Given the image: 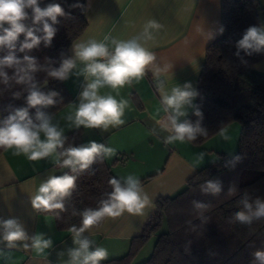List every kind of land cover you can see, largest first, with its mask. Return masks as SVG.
<instances>
[{
  "label": "clouds",
  "instance_id": "9594fccd",
  "mask_svg": "<svg viewBox=\"0 0 264 264\" xmlns=\"http://www.w3.org/2000/svg\"><path fill=\"white\" fill-rule=\"evenodd\" d=\"M70 7L82 9L85 6L76 3ZM70 15L61 4L55 2L42 7L41 0H0V53H4L0 56V85L4 86L0 93L13 83L20 85L21 91L13 92L12 96L14 99L24 96L26 105H9L6 109L7 116L0 120V149L11 150L14 156L24 155L29 161L53 157L58 167L69 169L63 175L48 176L30 198L34 209L59 210L56 212L57 218L60 212L66 210L65 200L76 189L78 174L89 170L94 163H102L104 159L114 156L116 149L94 140L65 147L67 137L64 128L54 121L52 113L44 110L58 103L60 93L42 90L37 73L46 71L47 78L59 81H66L73 75L83 76L78 103H70L71 110L63 117L69 128L83 127L107 132L110 127L124 124L125 110L130 105L123 97L117 99L118 90L133 81L140 82L151 72L159 93L160 110L164 114L157 121L159 130L167 133L163 142H192L198 136L208 134L201 124L203 114L193 103L199 92L191 82L169 88V81L174 76L173 73L169 75L172 66L156 63V53L146 47L148 41L154 40V33L163 28L155 19L146 21L142 31L127 40L110 35H105L102 41L94 38L82 40L72 43V56L62 54L59 66H53L51 62L47 67L41 65L38 58L29 53L41 44L50 47L61 18ZM219 31L222 34L224 29L221 27ZM235 49L234 55L245 65L247 61L244 56L264 54V24L249 26L242 38L235 42ZM47 82L48 79L42 81L45 85ZM105 87L115 91L116 96L101 94L100 90ZM30 109H35L34 115ZM188 109H193L194 115L199 118L195 123L185 118ZM152 133L158 135L156 129ZM221 135L225 141L230 139L226 132H221ZM205 155L204 152L198 153L197 162H203ZM242 159L240 155L232 156L226 166L234 168ZM108 183L111 191L105 193L97 208L89 207L80 212L73 210V215H79L81 220L79 227L73 225L68 229L74 247L58 253L59 256L67 255L64 264H101L108 257V250L94 246V241L85 232L106 217L115 219L124 213L143 216L147 209L153 207L151 197L137 176L112 177ZM222 188L219 179H208L200 185L202 193L212 195L220 194ZM235 191V187H231L229 194ZM192 204L200 210L201 223L207 224L209 218L203 215V211L208 205L195 200ZM239 205L240 209L233 214L234 221L250 226L264 218V199H253L245 192ZM0 242L6 243L8 249L22 247L38 254H44L53 245L52 239L46 238L43 233L29 236L17 218L0 219ZM252 255L253 264H264V248L257 249Z\"/></svg>",
  "mask_w": 264,
  "mask_h": 264
},
{
  "label": "crops",
  "instance_id": "0c3cea01",
  "mask_svg": "<svg viewBox=\"0 0 264 264\" xmlns=\"http://www.w3.org/2000/svg\"><path fill=\"white\" fill-rule=\"evenodd\" d=\"M84 3L86 27L72 43L90 38L102 41L105 35L127 40L139 34L146 21L155 19L163 28L154 33V40L148 41L146 47L156 53V63L172 66L169 75L173 73L174 76L168 87L191 82L196 89L206 48L220 33V0H85ZM258 3L264 7V0H258ZM72 43L67 49L68 57L73 55ZM251 67L264 73V59ZM63 83L69 98L53 113L54 121L64 128V134L78 130L80 144L94 140L115 148L116 154L104 159L111 173L117 178L132 174L140 181L146 180L141 185L153 203L143 216L124 213L115 219L106 217L98 226L85 232L94 241V246L108 250L104 261L128 252L131 239L140 234L143 224L154 212L158 198L171 197L182 191L187 180L217 160L218 154L234 155L237 151L235 140L233 144L225 140L221 145L214 144L223 139L221 132L228 136L231 134L234 139L236 136L239 138L240 125L237 126L236 122L228 124L201 145L190 142L165 144L163 138L167 133L160 131L157 124L164 114L160 110L159 93L151 72L140 82L133 81L118 90L117 99H127L130 106L125 110L124 124L110 127L107 132L69 128L63 117L71 110L70 103H78L84 80L83 76L73 75ZM100 91L101 94L116 96V92L108 87ZM192 110L188 109V115ZM153 129L158 135L152 133ZM204 145H210V149ZM212 145L218 147L214 149ZM200 152L206 154L203 162L196 159ZM210 152H215V155ZM209 157L214 159L210 161ZM64 169L55 164L53 157L29 161L24 155H12L11 150L0 152V219L17 218L29 236L43 233L53 241L52 247L44 254L22 247L8 249L6 243L0 242V264H64L68 259L66 254L59 256L58 253L74 247L70 233L59 229L52 215L34 209L30 202L42 181ZM148 243L138 251L132 263L140 255L150 253L151 247L145 252Z\"/></svg>",
  "mask_w": 264,
  "mask_h": 264
},
{
  "label": "trees",
  "instance_id": "16d2710c",
  "mask_svg": "<svg viewBox=\"0 0 264 264\" xmlns=\"http://www.w3.org/2000/svg\"><path fill=\"white\" fill-rule=\"evenodd\" d=\"M84 1L41 0L42 7L55 2L71 14L70 17L61 18L50 47L41 44L29 53L37 57L41 65L47 67L51 62L53 66H59L62 54L68 57V46L86 27L85 7L71 8L70 5L80 3L85 6ZM220 7L224 31L206 48L196 86L199 96L194 104L203 114L201 124L208 134L198 136L190 143L201 145L228 124L237 122L240 125L237 151L234 155L219 154L217 160L190 177L182 191L171 197L158 198L155 210L143 224L140 234L131 239L128 252L101 264H131L138 251L151 241L150 253L136 264H253L252 254L264 248V218L250 226L233 219L245 192L253 199H264V73L251 67L264 59V54L244 56L246 65L234 55L235 42L242 38L244 31L249 26L264 22V7H260L258 0H220ZM2 55L4 53H0ZM45 79L48 82L41 87L42 90L60 93L58 103L44 109L53 114L68 101L69 96L63 81L47 78L46 71L37 73V80L42 83ZM2 88L4 86L0 85ZM16 91H21V86L13 83L0 93L2 119L8 114L6 109L9 105L26 106L24 96L13 98L12 94ZM30 113L34 115L35 109H30ZM185 118L193 123L199 119L194 115V110ZM65 136V147L80 144L78 130ZM235 155L243 159L234 168L226 166V162ZM65 172H69V169L57 175ZM112 177L115 176L104 160L94 163L89 170L78 174L76 189L65 200L66 210L60 212L59 218L56 216L59 210L40 211L52 215L59 229L68 231L73 225L79 227L81 218L73 215V210L80 212L89 207L97 208L105 193L111 191L108 181ZM208 179L222 182L220 194L201 192L200 185ZM143 181L146 180H141V183ZM231 187L236 189L233 194H229ZM194 200L208 205L203 211V215L209 218L207 224L201 223L200 210L192 204Z\"/></svg>",
  "mask_w": 264,
  "mask_h": 264
},
{
  "label": "rangeland",
  "instance_id": "374dc122",
  "mask_svg": "<svg viewBox=\"0 0 264 264\" xmlns=\"http://www.w3.org/2000/svg\"><path fill=\"white\" fill-rule=\"evenodd\" d=\"M237 126H239V123H235ZM240 127V126H239ZM229 137H230V139L229 140H227L226 142L227 143H231V144H233L234 143V140H235V144H236V146H238V137L236 136V138L234 139V137H232V135L230 134L229 135ZM232 140H233V142H232ZM224 141V139H222V140H219V141H217V142H215L214 144L215 145H219L220 143L222 144V142ZM220 144V145H221ZM227 145V144H226ZM213 146V148L215 149V147H218V146H214V145H212ZM204 147H206V149H210V145H204ZM204 147H202V148H204ZM214 154L215 155V152H210V154ZM208 154H209V152H208ZM213 155V156H214ZM219 155V154H218ZM209 159H210V161L212 160V159H214V158H211V157H209ZM152 241L151 242H149L148 243V245H147V249H145L146 251L145 252H147V251H149V249H150V247H152ZM147 255H145L144 254V256L143 255H140L136 260H135V262H133L132 264H136V263H139L142 259H145V257H146Z\"/></svg>",
  "mask_w": 264,
  "mask_h": 264
},
{
  "label": "water",
  "instance_id": "95a60500",
  "mask_svg": "<svg viewBox=\"0 0 264 264\" xmlns=\"http://www.w3.org/2000/svg\"><path fill=\"white\" fill-rule=\"evenodd\" d=\"M44 85H45V84L41 83V84H40V87H43Z\"/></svg>",
  "mask_w": 264,
  "mask_h": 264
}]
</instances>
